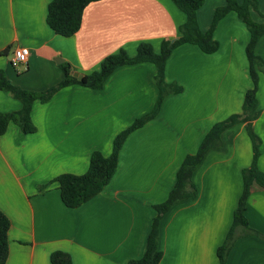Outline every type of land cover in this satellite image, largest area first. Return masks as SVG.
I'll list each match as a JSON object with an SVG mask.
<instances>
[{
    "label": "crops",
    "instance_id": "0c3cea01",
    "mask_svg": "<svg viewBox=\"0 0 264 264\" xmlns=\"http://www.w3.org/2000/svg\"><path fill=\"white\" fill-rule=\"evenodd\" d=\"M50 2L0 0V70L25 90L56 86L65 62L85 75L122 49L134 57L141 43L160 52L162 43L176 39L186 22L172 0H101L88 5L75 35L63 37L47 23ZM258 2L260 13L253 11L252 19L264 23V0ZM225 3L206 0L198 11L203 32ZM214 38L220 44L214 53L193 44L172 52L166 81L183 86V92L168 96L159 115L128 136L111 181L77 208L64 204L58 182L45 191L40 188L62 174H84L95 150L109 156L116 136L155 108L156 65H124L100 89L74 84L45 103L36 101L35 133L10 123L0 136V209L11 221L6 264H52L57 250L69 253L74 264H128L143 256L157 215L154 206L168 198L184 159L198 151L215 123L242 111L253 87L247 56L251 33L236 12L220 20ZM18 47L30 50L22 71L11 62ZM256 53L264 59V36ZM257 97L260 173L252 182L245 216L264 235V74ZM21 108L10 92L0 90V113ZM222 141L194 172L197 197L163 217L160 264H220L217 250L233 225L244 190L243 170L253 160L244 123L227 130ZM239 232L226 264H264V238Z\"/></svg>",
    "mask_w": 264,
    "mask_h": 264
},
{
    "label": "trees",
    "instance_id": "16d2710c",
    "mask_svg": "<svg viewBox=\"0 0 264 264\" xmlns=\"http://www.w3.org/2000/svg\"><path fill=\"white\" fill-rule=\"evenodd\" d=\"M98 1L101 0H51L48 6L47 23L56 34L63 37H71L81 29L84 11L88 5ZM172 1L186 14V22L180 28V35L176 39L162 43L160 52H156L150 43H141L134 57L122 49L117 53L107 56L102 61L99 70L85 74L82 80L73 75L74 70L71 64L65 62L61 64L64 77L60 83L39 93L16 86L9 80L5 72L0 70V90L10 92L15 99H18L22 103V108L19 111L0 113V136L6 133L10 123L18 125L26 134L35 133L37 127L32 119L34 103L38 100L42 103L49 101L60 89L74 84L100 89L111 74L121 66L143 62L155 64L157 73L154 80L159 89V98L155 108L150 113L136 119L130 127L116 136L112 153L109 156H105L100 150H95L91 155L89 168L84 174H62L54 179V181L40 188L41 191H45L53 182H58L64 204L70 208L81 206L99 194L111 181L118 169L120 153L128 136L156 118L160 113L164 100L168 96L183 92V86L166 81V65L172 52L184 44L197 45L208 54L216 52L220 44L214 38V31L220 20L228 13L232 11L236 12L251 33V39L247 46V56L250 63L253 87L246 92L242 111L215 123L203 138L198 151L195 154L186 156L177 172L176 183L168 198L166 201L154 206L157 215L153 220L143 256L139 259H133L128 263H161L164 256L163 251L160 249V225L163 217L177 204L197 197L198 189L193 182L194 172L203 163L210 151L222 147V135L227 130L244 123L253 143L254 154L252 164L243 170L244 190L234 213L233 225L226 240L217 250L220 264H226L231 249L241 236L239 231L244 230L247 235L264 238L262 233L249 226L245 216L252 182L260 173L257 164L260 156L259 146L261 138L255 132L254 120L261 112L257 95L260 74H264V59L256 53V47L261 37L264 36V23H258L252 19L253 11L260 12L258 0H243V2L226 0L224 5L215 10L208 31L203 32L198 22V11L204 6L206 0ZM10 228L11 221L9 217L0 209V264H6L8 261ZM51 262L52 264H74L71 255L62 250L54 251L51 254Z\"/></svg>",
    "mask_w": 264,
    "mask_h": 264
},
{
    "label": "built area",
    "instance_id": "2783aa9c",
    "mask_svg": "<svg viewBox=\"0 0 264 264\" xmlns=\"http://www.w3.org/2000/svg\"><path fill=\"white\" fill-rule=\"evenodd\" d=\"M30 50L26 47H18L14 50V57L12 59V64L17 67L19 64H27Z\"/></svg>",
    "mask_w": 264,
    "mask_h": 264
},
{
    "label": "water",
    "instance_id": "95a60500",
    "mask_svg": "<svg viewBox=\"0 0 264 264\" xmlns=\"http://www.w3.org/2000/svg\"><path fill=\"white\" fill-rule=\"evenodd\" d=\"M56 61H57L58 63H63V62H64L63 59H57ZM73 75H74L75 77H77L79 80H82L83 77H84L83 74H80V73H78V72H74Z\"/></svg>",
    "mask_w": 264,
    "mask_h": 264
},
{
    "label": "rangeland",
    "instance_id": "374dc122",
    "mask_svg": "<svg viewBox=\"0 0 264 264\" xmlns=\"http://www.w3.org/2000/svg\"><path fill=\"white\" fill-rule=\"evenodd\" d=\"M260 11V10H259ZM258 13H260V12H258ZM13 57H14V55H13ZM12 62V61H11ZM17 71H22L23 70V65H18V67L17 68H15ZM33 92H43V91H33ZM228 118V117H227ZM225 120V119H224ZM248 133V132H247ZM251 140V139H250ZM262 141V140H261ZM252 142V141H251ZM252 146H253V143H252ZM260 147H262V142H261V144H260V146H259V148ZM253 154H254V152H253Z\"/></svg>",
    "mask_w": 264,
    "mask_h": 264
}]
</instances>
